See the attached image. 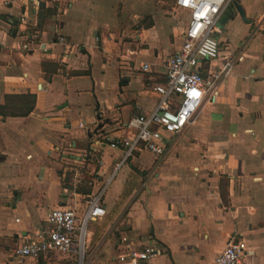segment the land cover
<instances>
[{"label": "crops", "instance_id": "crops-1", "mask_svg": "<svg viewBox=\"0 0 264 264\" xmlns=\"http://www.w3.org/2000/svg\"><path fill=\"white\" fill-rule=\"evenodd\" d=\"M141 1L0 0V105L7 95L36 98L28 116L0 117V264L51 256L74 264L51 253L17 260L12 251L46 227L51 210L81 218L120 171L111 197L102 193L105 215L88 232V249L97 247L86 264H113L147 243L159 248L153 264H208L232 241L244 243L243 264H264V0L234 2L250 21L241 48L224 45L240 18L234 4L218 23L220 54L201 76L228 60L233 68L194 123L163 133L162 155L140 149L122 162L107 140L156 105L153 88L165 83L187 19L174 0H151L144 11ZM82 107L96 114L87 131L74 113Z\"/></svg>", "mask_w": 264, "mask_h": 264}, {"label": "built area", "instance_id": "built-area-1", "mask_svg": "<svg viewBox=\"0 0 264 264\" xmlns=\"http://www.w3.org/2000/svg\"><path fill=\"white\" fill-rule=\"evenodd\" d=\"M162 2L163 0H154ZM235 0H174L175 11L187 15L181 31V44L177 52L166 59L165 83L154 86L158 100L148 112L138 109L124 125L125 135L116 140L108 139L111 148L123 151V160L133 152L145 149L153 154L164 153L163 133L176 135L194 123L205 103L217 94V85L225 80L233 68L227 61L217 72L201 76L204 62L215 60L220 54L217 39L218 23L225 11ZM25 26L21 17L18 28ZM148 65L142 71H148ZM82 127V125H80ZM102 192L92 196L81 218L67 209L51 210L46 217V227L30 238L20 241L12 254L17 260L39 259L47 254L62 255L74 264H85L88 249L87 224L104 217L101 204ZM127 242L126 237L121 238ZM154 243L118 252L113 264H153L159 256ZM246 250L242 241H232L208 264H243Z\"/></svg>", "mask_w": 264, "mask_h": 264}, {"label": "rangeland", "instance_id": "rangeland-1", "mask_svg": "<svg viewBox=\"0 0 264 264\" xmlns=\"http://www.w3.org/2000/svg\"><path fill=\"white\" fill-rule=\"evenodd\" d=\"M137 4L135 6L137 8H139L141 11H144L145 9L146 10H153L155 8V4L151 0H142L141 2H139ZM230 10H231L230 8L227 9L225 11V13L228 12L230 14ZM223 15H222L221 19L223 18ZM221 19H220L219 24L221 23ZM172 20H173V22H175V19H172ZM182 20H183V23H185L184 19H182ZM246 28H247V25L244 23V21L241 18H236V20L232 23V25L228 29V35L227 36L225 35L226 38L224 37L226 40L224 45L231 48V50L236 49V48H241L245 44V41L243 39L246 36L244 33ZM246 65H247V63H246ZM78 112L81 113V116H75V117L77 119H79L81 122L85 123V130L87 131L88 129L91 128V124L89 122L90 118L96 117L95 111L93 109H84V107H82L79 111L75 110V112H74L75 115ZM123 169H124V167H123ZM84 175L86 176V174H84ZM120 175H121V171L119 173H116L114 176L118 180ZM117 180H116V182H117ZM116 182H113V183L110 182L102 190V193H103V195H105L106 199L110 198L112 193H114V188H115ZM95 225L96 224L89 222L87 224V232L92 231V229L95 227ZM111 235L109 236V238H111ZM99 241H100V239L97 240V242H99ZM105 241L102 243L101 247H103L105 245ZM96 245H97L96 243L94 245L91 244L89 246V249H87L85 262H84L85 264L87 263V259H89L91 254L95 252V247H97ZM49 259H50L48 262L49 264H65L67 262L63 258L57 257V256L56 257L51 256V257H49ZM44 264H47V263H44Z\"/></svg>", "mask_w": 264, "mask_h": 264}, {"label": "trees", "instance_id": "trees-1", "mask_svg": "<svg viewBox=\"0 0 264 264\" xmlns=\"http://www.w3.org/2000/svg\"><path fill=\"white\" fill-rule=\"evenodd\" d=\"M52 13H47L46 17H50ZM36 98L34 95H7L4 97V104L0 105V117H26L35 107ZM222 200H225V188L220 187Z\"/></svg>", "mask_w": 264, "mask_h": 264}, {"label": "water", "instance_id": "water-1", "mask_svg": "<svg viewBox=\"0 0 264 264\" xmlns=\"http://www.w3.org/2000/svg\"><path fill=\"white\" fill-rule=\"evenodd\" d=\"M234 7H235V9H236V12H237L238 15L240 16V18H241L244 22H246V23L248 24L250 21H248V20L246 19V17H245V13H244V10L242 9V7H241L239 4H237V3H234Z\"/></svg>", "mask_w": 264, "mask_h": 264}]
</instances>
